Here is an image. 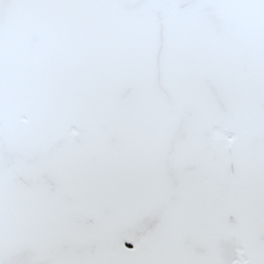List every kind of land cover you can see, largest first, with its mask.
<instances>
[{"label": "snow or ice", "instance_id": "6c2138e0", "mask_svg": "<svg viewBox=\"0 0 264 264\" xmlns=\"http://www.w3.org/2000/svg\"><path fill=\"white\" fill-rule=\"evenodd\" d=\"M0 264H264V0H0Z\"/></svg>", "mask_w": 264, "mask_h": 264}]
</instances>
